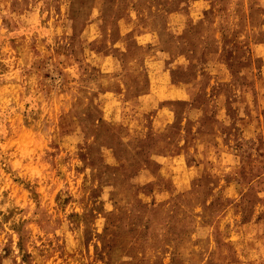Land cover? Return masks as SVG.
<instances>
[{
    "label": "rangeland",
    "instance_id": "obj_1",
    "mask_svg": "<svg viewBox=\"0 0 264 264\" xmlns=\"http://www.w3.org/2000/svg\"><path fill=\"white\" fill-rule=\"evenodd\" d=\"M0 264H264V0H0Z\"/></svg>",
    "mask_w": 264,
    "mask_h": 264
}]
</instances>
